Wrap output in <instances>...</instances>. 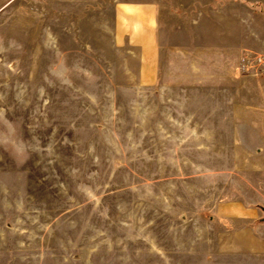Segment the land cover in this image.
Listing matches in <instances>:
<instances>
[{"label":"rangeland","instance_id":"rangeland-1","mask_svg":"<svg viewBox=\"0 0 264 264\" xmlns=\"http://www.w3.org/2000/svg\"><path fill=\"white\" fill-rule=\"evenodd\" d=\"M54 6L47 28V0H0V264L189 260L176 251L174 211L181 199H213L216 176L196 170L206 166L198 141L182 145L175 131V83L237 27L112 45L91 20L65 21L62 0ZM241 30L248 50L262 47L264 22ZM21 142L26 156L14 159L7 149Z\"/></svg>","mask_w":264,"mask_h":264},{"label":"crops","instance_id":"crops-1","mask_svg":"<svg viewBox=\"0 0 264 264\" xmlns=\"http://www.w3.org/2000/svg\"><path fill=\"white\" fill-rule=\"evenodd\" d=\"M55 1L47 0V28L54 23ZM182 1L62 0V13L79 27L91 20L112 45L143 44L147 49L157 44L161 31L166 35L172 28L237 27L225 33L222 52L200 53L201 64L188 74L180 72L175 83L182 107L173 119L175 131L182 145L198 141L193 149L206 156V166L196 163V170L216 176L209 184L213 199H181L174 211L181 220L174 227L176 251L191 253L176 264H264V44L248 50L241 30L263 24L256 14L264 11L263 4L188 0L186 8ZM220 10L222 23L215 20ZM187 55L181 52V60Z\"/></svg>","mask_w":264,"mask_h":264},{"label":"clouds","instance_id":"clouds-1","mask_svg":"<svg viewBox=\"0 0 264 264\" xmlns=\"http://www.w3.org/2000/svg\"><path fill=\"white\" fill-rule=\"evenodd\" d=\"M3 146H4L3 144H0V147H3ZM7 150L10 151V154L13 156L14 159H17L22 155L26 156L25 148L22 142L12 145L11 148Z\"/></svg>","mask_w":264,"mask_h":264}]
</instances>
